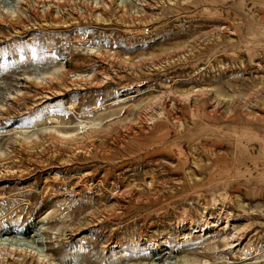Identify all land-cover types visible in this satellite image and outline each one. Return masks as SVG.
Returning a JSON list of instances; mask_svg holds the SVG:
<instances>
[{"label":"rangeland","instance_id":"rangeland-1","mask_svg":"<svg viewBox=\"0 0 264 264\" xmlns=\"http://www.w3.org/2000/svg\"><path fill=\"white\" fill-rule=\"evenodd\" d=\"M60 3L58 9L47 3L46 13V5L30 2L33 15L20 0H0V11L11 4L22 14L16 30L0 24V103L7 109L0 114V145L25 159L15 140L37 138L35 150L56 142L39 133L54 128L75 137L61 140L64 157L37 170L62 160L73 171L61 179L90 175L92 186L103 170L115 174L89 191L72 179L62 190L52 186L50 195L40 189L58 169L27 177L23 185L0 182V198H8L0 200V239L39 234L53 250L41 254L55 264H84L86 254L96 264H159L163 258H154L163 252L171 263L204 264L201 254L223 248L220 232L175 230V217L185 212L197 224L201 205L224 203L234 227L261 230L262 241L248 255L218 252L209 259L264 264V0ZM47 90L64 95L32 108L28 97ZM17 94L25 96L8 99ZM75 148L80 153L71 157ZM126 159L130 165L118 169ZM29 166L33 161H25ZM118 183L127 209L89 228V213L117 212L109 196ZM166 205L164 217L153 214ZM113 225L122 229L115 233ZM74 227L78 231L69 232ZM116 241L121 247H112Z\"/></svg>","mask_w":264,"mask_h":264},{"label":"bare ground","instance_id":"bare-ground-1","mask_svg":"<svg viewBox=\"0 0 264 264\" xmlns=\"http://www.w3.org/2000/svg\"><path fill=\"white\" fill-rule=\"evenodd\" d=\"M20 1H21V5L25 7H28L30 2H33L37 7L39 6L43 7V5H46L45 12L48 13L49 11H51V9L47 5V3L52 2L56 6L55 8L58 9L59 5L61 4L60 1L62 0H20ZM5 6L7 7L6 9H4ZM145 6H150V4L147 3ZM13 8L14 6H12L11 4H5L3 6V11H0V13H2V16L0 15V24H5L12 30H16L17 28H19L18 26L20 27L22 26L21 25L22 24V18H21L22 14L18 13L17 15H15L12 12ZM93 9L98 10L100 9V7L96 5L93 7ZM28 10L31 14L34 15L33 7L29 6ZM38 17L41 18V20H44L45 18L44 16L42 17L39 15ZM55 19L57 20L58 18H55ZM91 57L96 59L100 65L107 66L105 63L107 62V60L104 58H101L98 54H93L91 55ZM58 72L59 71H57L56 73ZM52 77H53V74L46 76L45 79H51ZM26 81L28 83H34L35 85L44 86L47 88L46 83L37 82L36 80L30 79V78H26ZM1 88L3 89L4 87L1 86ZM41 90H43V88H41ZM63 95L64 94H62V92L60 91L51 92L50 90H47V91L41 92L40 95L34 94V96L28 97V98H31L29 100H32L33 102H35V105H33L32 108H37V107L42 106L44 103H46V101L51 100V98L53 97L57 98ZM23 96L25 95L17 94L16 97H12L8 95V99L11 101H16L18 100L19 97H23ZM130 97H134V95ZM39 100H41L40 103L37 102ZM24 109L28 110V108L26 107H24ZM6 113H7V109H5L4 106L0 103V114H6ZM52 122H54V120H52ZM0 133H5V132H0ZM25 133L26 132H24L23 134ZM39 133H41L42 135L48 136L52 142H53V139H55L56 142L48 143L46 141L42 144V146H39L37 149L33 150L35 145L40 142L37 138H34V140H31L29 138L27 139L17 138L15 142L13 143V146L18 148V152L22 153V155L25 156V159H22L21 155H19L18 153L8 152V150L5 151L3 146L0 145V182L5 181V180H13L16 185H23L26 183L27 177L34 176V177H37L38 179H41V177H43L44 175L52 174V173L47 174V170L58 169V171L55 174H53L52 177L50 178H47V176L44 177L43 186L40 189V191L43 192L44 195H50L51 194L50 192H52L50 189H53L52 186H56L62 190L63 187H67L70 185V181L72 179L77 180V182L75 183V186L80 187L83 190L89 191V189H92L94 187H101V185L104 183V181L109 176H113L115 174V172L110 173L109 171L103 170L101 181H99L98 184H96L95 186H92L90 175H86V176L79 177V178L72 177V178H69L67 182L61 179L62 178L60 176L61 173H65V175H68L71 173V171H73V170L66 171L65 169L67 167H70L71 164L67 162H62V160L60 164H56L59 166L53 165L45 170L44 169L37 170L39 168L38 166L43 165V163L50 162V164L51 163L55 164V161H57L61 157H64L65 152L62 151L59 147L60 145L61 147L65 148L61 140H65V139L72 140L75 137V136H71V137L60 136V133H58V131L54 128L52 129L45 128V129H42ZM77 151L78 150L75 148L73 152L74 154L71 157H74L75 155L80 153ZM15 156H17V159L21 158V160L15 162L14 161ZM25 161H33L34 167L29 166L28 168H25L24 167ZM130 163H131L130 159H126L124 160L123 165L118 166V169L123 168V167H128ZM128 172H129V169L125 168L122 174L128 173ZM37 173H42V175L37 176ZM120 187L121 186L119 183L116 185L112 184V188L110 189L109 197L115 203V207L117 210L116 213L112 212L114 216L107 215L104 211H102L101 213H89L87 215L88 217L87 224L89 228H98L99 226H103L105 223L109 221H115V218L118 215L120 214L121 216L123 215V211L127 209L126 207L127 201H125L124 199L126 196V193L123 191H120L119 190ZM135 189L137 190L138 188H135ZM27 191H23V193ZM0 200L6 201L8 200V198H0ZM168 207L169 205H166L165 207H158L155 210V212H153V214L157 216H161L162 218L166 215V210L168 209ZM199 209L200 210L202 209V212L201 213L199 212L197 214V218H198L197 224H195L194 220H192L191 218H187V216L185 215V212H183L182 214L178 213L177 217H175L176 219L175 230H180L182 227H184V228H188L186 232H190L189 230H192V229L193 231H196V230L205 231L208 229V227H211L220 232V236H219L221 237L220 243L223 244V248L220 251H218L219 249H212L206 253L201 254L200 256L204 259V262H203L204 264H226V263H219L220 258H215L213 261H211L209 258L212 255H217L218 252L225 253L227 255L232 254V253H240V255H248L247 250L250 246L252 245L257 246L261 244V241H262L261 230H256L254 228H251L250 226L246 228H241V229L234 227L233 222L230 219L231 216H230V213L228 212V207L226 204L220 203L214 209L209 208L207 205H201ZM179 219H182V220H179ZM223 220H225L224 225L222 222ZM146 224L147 223H144V226ZM152 225H154V223L150 221L147 228L151 227ZM113 227H114L113 232L115 233L118 232V229L119 230L122 229L121 226H117V225H113ZM23 228L25 229L26 226H23L22 229ZM68 230L69 232H77L78 228H75V227L68 228ZM146 233H148V230H146ZM40 237L41 236L39 234H34L30 236V238L28 237V241L8 239V238L0 239V264H55L51 261L52 260L51 256L46 255V254H41L42 250L40 249H45L44 250L45 253H50L53 250L48 247V244L50 243L46 242ZM110 237L111 235L108 236L107 238L110 239ZM186 237L187 236H184V238ZM108 239L106 241H108ZM113 246L121 247L118 241H116L114 245H112V247ZM103 248H106V246H103ZM62 249H59L57 252L60 258H64ZM249 253H254V252L250 251ZM146 255L147 254H145L143 257H145L146 260H150L151 255H147V256ZM165 256L167 257L170 256V253L163 252L161 255H158L154 259L160 260L161 258H163L162 262L159 264H188L189 263V262L184 263L182 261H176L174 263H171L170 261H168V258H165ZM87 258H88V255L86 254V256H84V258L82 259V262L84 264H96V263H92L91 261H88ZM62 261H67V260L64 258L62 259ZM124 261H125L124 259L120 260L119 262L112 261L109 264H118ZM191 264H199V262H194Z\"/></svg>","mask_w":264,"mask_h":264}]
</instances>
